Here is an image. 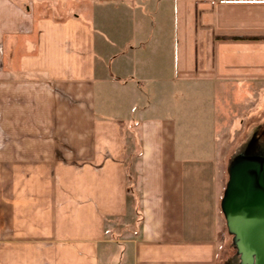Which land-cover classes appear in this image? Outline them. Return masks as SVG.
Returning <instances> with one entry per match:
<instances>
[{"label": "crops", "instance_id": "obj_1", "mask_svg": "<svg viewBox=\"0 0 264 264\" xmlns=\"http://www.w3.org/2000/svg\"><path fill=\"white\" fill-rule=\"evenodd\" d=\"M258 108L264 0H0V264H218Z\"/></svg>", "mask_w": 264, "mask_h": 264}, {"label": "water", "instance_id": "obj_2", "mask_svg": "<svg viewBox=\"0 0 264 264\" xmlns=\"http://www.w3.org/2000/svg\"><path fill=\"white\" fill-rule=\"evenodd\" d=\"M263 161L255 156L235 159L220 206L243 264H264Z\"/></svg>", "mask_w": 264, "mask_h": 264}, {"label": "rangeland", "instance_id": "obj_3", "mask_svg": "<svg viewBox=\"0 0 264 264\" xmlns=\"http://www.w3.org/2000/svg\"><path fill=\"white\" fill-rule=\"evenodd\" d=\"M105 31L111 37L124 39V17H122L120 25L115 24L113 26H109L105 29ZM192 95L194 99L193 101L199 100V92H194ZM187 106L188 111L191 112L188 115V118L196 127V131L187 132L189 134L192 133L189 145L192 146L195 151L196 148H199L200 144L205 142V140H201L199 137V135H203L202 126H206L205 124L200 125L201 115H203L205 109L199 104H189ZM257 111V125L255 126L254 132L252 131L247 136L246 134L244 136V131L242 132L243 129L236 132L232 128L228 130L226 127L227 125H225V127H223V137L221 136L220 139L216 138L215 140L216 160L218 161L220 169L223 168L225 170L226 175L224 180L228 178V168L235 159L255 156L258 159H261L264 165V109L261 110V108H258ZM260 112L261 116H259ZM203 121L204 120L201 121V124L204 123ZM242 127L243 126H241V128ZM219 174L221 175L220 171ZM218 223V235L216 241L218 243V248L221 250L218 264H243L240 261L239 253L235 247L234 235L228 230L223 214L219 216Z\"/></svg>", "mask_w": 264, "mask_h": 264}]
</instances>
